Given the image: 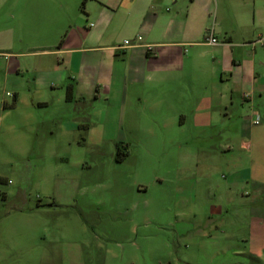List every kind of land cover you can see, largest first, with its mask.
I'll return each mask as SVG.
<instances>
[{
    "label": "rangeland",
    "instance_id": "rangeland-1",
    "mask_svg": "<svg viewBox=\"0 0 264 264\" xmlns=\"http://www.w3.org/2000/svg\"><path fill=\"white\" fill-rule=\"evenodd\" d=\"M81 12V3L0 0V264H159L177 251L189 264H264L250 254L264 237L259 108L243 104L246 135L241 106L217 129L166 135L144 98L125 119L102 95L65 103L55 56L41 52L84 27ZM70 120L80 127L65 135ZM176 146L206 161L178 178ZM181 234L198 244L185 252Z\"/></svg>",
    "mask_w": 264,
    "mask_h": 264
},
{
    "label": "crops",
    "instance_id": "crops-1",
    "mask_svg": "<svg viewBox=\"0 0 264 264\" xmlns=\"http://www.w3.org/2000/svg\"><path fill=\"white\" fill-rule=\"evenodd\" d=\"M54 1L63 8L84 3L85 26L75 24L61 37L59 48L41 52L55 56V83L67 89L65 103L102 95L116 103L120 119H125L126 109L135 116L136 103L145 99L166 135L217 129L219 121L237 113L238 106L240 114L244 105L249 106L247 114L256 106L264 117V0ZM209 32L216 45L203 42ZM124 41L131 46H124ZM13 98L17 101L16 95ZM247 114L240 116V135L251 130ZM79 127L70 120L60 130L69 135ZM247 146L241 142V147ZM175 148L181 164L178 178L192 164L206 161L202 153ZM237 165L234 161L230 166L233 179L238 176ZM250 231L253 243L251 226ZM255 238L258 247L250 254L262 258L264 237ZM177 243L185 252L198 244L182 234ZM176 253L159 264H189L185 254Z\"/></svg>",
    "mask_w": 264,
    "mask_h": 264
},
{
    "label": "built area",
    "instance_id": "built-area-1",
    "mask_svg": "<svg viewBox=\"0 0 264 264\" xmlns=\"http://www.w3.org/2000/svg\"><path fill=\"white\" fill-rule=\"evenodd\" d=\"M136 40H137V41H140L141 38L138 37ZM203 42H204L205 44H207V45H211V46L217 44V41H216V39L213 37V35H212L211 32H209V33L204 37ZM123 44H124V46H129V47L131 46V44H130L129 41H124ZM261 45L264 46V44H261ZM147 50H148V51H152L153 48H152L151 46H147Z\"/></svg>",
    "mask_w": 264,
    "mask_h": 264
},
{
    "label": "trees",
    "instance_id": "trees-1",
    "mask_svg": "<svg viewBox=\"0 0 264 264\" xmlns=\"http://www.w3.org/2000/svg\"><path fill=\"white\" fill-rule=\"evenodd\" d=\"M83 4H84V3L82 2L81 6H83ZM60 45H61V42L59 43V45L57 46V48H59ZM15 101H16V99L13 98L12 104L9 106V108H13V107H14V105H15ZM126 156H127L126 153H123V154L120 156V158L117 159V161H119V162L122 161Z\"/></svg>",
    "mask_w": 264,
    "mask_h": 264
}]
</instances>
